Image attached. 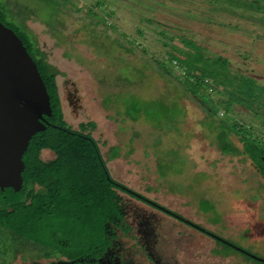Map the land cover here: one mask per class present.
<instances>
[{"label": "rangeland", "instance_id": "1", "mask_svg": "<svg viewBox=\"0 0 264 264\" xmlns=\"http://www.w3.org/2000/svg\"><path fill=\"white\" fill-rule=\"evenodd\" d=\"M57 1L62 8L56 2L19 0L31 9L26 23L59 70L56 81L68 124L78 129L81 122L96 123L92 134L115 179L264 259L262 169L242 152H223L224 146L242 151L243 141L220 135L212 118H205L203 105L157 66L168 58V50L185 47L184 38L190 37L194 47L226 57L232 70L264 85V24L245 19L264 17V11L226 2L224 7L243 17L210 13L201 0ZM203 10L212 23L204 20ZM109 11L112 16H106ZM152 18L167 23V30ZM129 39L135 43L131 53L122 48L130 47ZM235 108V119L251 125L264 142L262 119L241 105ZM41 156L54 157L48 149ZM123 198L131 224L142 215L150 221L154 253L168 264H263L191 225ZM119 234L121 246L137 247L132 237ZM3 243L0 264L36 259L17 242ZM133 261L151 264L138 253Z\"/></svg>", "mask_w": 264, "mask_h": 264}, {"label": "trees", "instance_id": "2", "mask_svg": "<svg viewBox=\"0 0 264 264\" xmlns=\"http://www.w3.org/2000/svg\"><path fill=\"white\" fill-rule=\"evenodd\" d=\"M38 1L42 4L56 2V6L62 8L57 0ZM64 1L67 4V0ZM201 1L207 4L210 13L224 11L243 17V13L224 7L222 4L226 2L264 11V0ZM101 4L98 2L99 6ZM30 10L19 0H0V21L18 35L36 62L50 97L52 111L50 116H43L46 128L32 136L23 156L22 187L18 191L13 188L0 189V245L2 240L4 247L17 242L18 246L21 244L32 252L36 259L65 257L70 261H87L103 255L109 248L121 245L120 232L128 235L132 229L123 195L202 232L212 233L115 179L109 171L99 141L92 134L96 128L94 121L81 122L78 129L68 124L56 81L59 70L47 60L46 52L41 49L26 23L31 15ZM202 13L204 20L213 22L206 10ZM88 14L99 17L92 10ZM105 14L112 16L113 12ZM99 18L106 22V17ZM245 19L264 24V17L247 15ZM152 20L167 30V23ZM166 30L162 29L160 34L166 36ZM184 40L187 42L185 47L172 48L167 51L166 60L157 61L158 71L162 75L174 76L183 90L203 105L205 118H212L213 126L221 129H218L219 134L226 140H231L234 135L243 141L242 151L224 146L223 152L248 155L262 169L264 177V142L253 135L251 125L237 121L232 115L236 113L235 104L241 105L252 116L260 117L264 127V85L232 70L226 57L210 54L200 45L194 47L190 37ZM128 43L130 47L122 44V48L131 53L135 43L131 39ZM175 66L178 71H175ZM45 149L53 152L54 157L44 159L41 153Z\"/></svg>", "mask_w": 264, "mask_h": 264}, {"label": "water", "instance_id": "3", "mask_svg": "<svg viewBox=\"0 0 264 264\" xmlns=\"http://www.w3.org/2000/svg\"><path fill=\"white\" fill-rule=\"evenodd\" d=\"M51 111L50 97L36 62L18 35L0 21L1 190L13 188L18 191L22 187L23 156L32 136L46 128L43 116H50ZM209 233L205 234L264 263L263 258L234 246L213 232Z\"/></svg>", "mask_w": 264, "mask_h": 264}, {"label": "flooded vegetation", "instance_id": "4", "mask_svg": "<svg viewBox=\"0 0 264 264\" xmlns=\"http://www.w3.org/2000/svg\"><path fill=\"white\" fill-rule=\"evenodd\" d=\"M132 229L128 234V237H132L137 247L133 246L124 248L123 246L111 247L103 255L93 257L90 260L70 261L65 257L60 259L56 258H42L26 261V259H17L14 261L15 264H52L59 262V264H134L133 257L137 253L151 264H168L166 261L160 259L154 253L155 239H153V229L150 226V221L142 215L140 221L135 225V220H132ZM181 222V221H180ZM134 227V228H133ZM136 228V229H135ZM124 235V234H123ZM232 247V246H231ZM234 248V247H233ZM244 254V253H243ZM247 255V254H246Z\"/></svg>", "mask_w": 264, "mask_h": 264}, {"label": "crops", "instance_id": "5", "mask_svg": "<svg viewBox=\"0 0 264 264\" xmlns=\"http://www.w3.org/2000/svg\"><path fill=\"white\" fill-rule=\"evenodd\" d=\"M53 153V152H52ZM54 155V154H53ZM15 261V260H14ZM13 264H15L14 262H13Z\"/></svg>", "mask_w": 264, "mask_h": 264}]
</instances>
